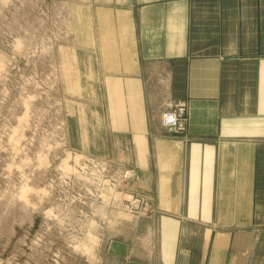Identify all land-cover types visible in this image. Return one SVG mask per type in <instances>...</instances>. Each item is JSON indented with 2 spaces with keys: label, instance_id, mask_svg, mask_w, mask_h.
Returning <instances> with one entry per match:
<instances>
[{
  "label": "crops",
  "instance_id": "obj_1",
  "mask_svg": "<svg viewBox=\"0 0 264 264\" xmlns=\"http://www.w3.org/2000/svg\"><path fill=\"white\" fill-rule=\"evenodd\" d=\"M92 10L100 83L123 102L115 148L155 151L144 178L174 231L154 240L156 264H264V0ZM178 102L186 131L170 137L161 116Z\"/></svg>",
  "mask_w": 264,
  "mask_h": 264
},
{
  "label": "rangeland",
  "instance_id": "obj_2",
  "mask_svg": "<svg viewBox=\"0 0 264 264\" xmlns=\"http://www.w3.org/2000/svg\"><path fill=\"white\" fill-rule=\"evenodd\" d=\"M96 2L0 0L1 264H156L174 232L144 178L154 149L115 148L123 102L97 74Z\"/></svg>",
  "mask_w": 264,
  "mask_h": 264
},
{
  "label": "built area",
  "instance_id": "obj_3",
  "mask_svg": "<svg viewBox=\"0 0 264 264\" xmlns=\"http://www.w3.org/2000/svg\"><path fill=\"white\" fill-rule=\"evenodd\" d=\"M186 114V104L177 103L173 106V109L170 112L163 114V124L168 127L172 132L180 133L184 131L183 121L187 120Z\"/></svg>",
  "mask_w": 264,
  "mask_h": 264
},
{
  "label": "bare ground",
  "instance_id": "obj_4",
  "mask_svg": "<svg viewBox=\"0 0 264 264\" xmlns=\"http://www.w3.org/2000/svg\"><path fill=\"white\" fill-rule=\"evenodd\" d=\"M80 177H81V176H80ZM82 178H83V177H82ZM44 209H45V208H44ZM125 210H126V209H125ZM49 211H50V210H49ZM34 212H35V211H34ZM39 212H40V210H39ZM41 213H42V212H41ZM49 213H50V212H49ZM28 214H29V213H28ZM37 215H38V212H37ZM34 218H35V217H34ZM23 221H24V220H23ZM23 238H24V237H23ZM28 239H29V238H28ZM31 244H35V242L31 240L30 245H31ZM29 250H30V249H29ZM0 264H1V262H0Z\"/></svg>",
  "mask_w": 264,
  "mask_h": 264
}]
</instances>
